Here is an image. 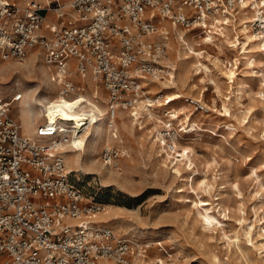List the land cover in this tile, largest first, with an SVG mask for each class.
<instances>
[{"label": "built area", "instance_id": "1", "mask_svg": "<svg viewBox=\"0 0 264 264\" xmlns=\"http://www.w3.org/2000/svg\"><path fill=\"white\" fill-rule=\"evenodd\" d=\"M237 10L238 0H0V65L39 50L65 95L79 90L72 71H86L113 120L118 109L136 112L149 90L144 80L170 75L164 20L206 33ZM22 95L0 97V264H134L132 241L97 219L103 204L67 170L61 122L39 123L33 137L22 131L11 114ZM113 152L103 150L106 162Z\"/></svg>", "mask_w": 264, "mask_h": 264}, {"label": "rangeland", "instance_id": "2", "mask_svg": "<svg viewBox=\"0 0 264 264\" xmlns=\"http://www.w3.org/2000/svg\"><path fill=\"white\" fill-rule=\"evenodd\" d=\"M44 13L42 10L41 14ZM239 17L238 8V13L226 27H229L231 36L241 40L243 35L237 32L240 29ZM256 22L250 27L251 32L260 31L261 25L259 21ZM164 23L171 34L169 39L177 37L171 23L165 20ZM205 34L200 29H190L181 42H185L184 39L188 42L192 38L201 39ZM215 34L221 37V32ZM215 42L217 44L202 43L197 47L205 46L212 59L217 56L225 65L236 60V74L232 81L221 72L225 70V65L216 66L208 60L206 63L212 68L209 75H190L189 83H196V88L181 85L161 92H181L183 97L172 106H183L197 122V128L190 132L182 130L181 121L177 120L170 121L175 125L172 130H167V126L161 127L167 150H170L174 139L193 146L194 161L190 165L181 166V172L177 173L169 159L166 162L160 159L159 154L165 155L166 152H156L149 140L153 139L150 135L156 133L152 129V122L156 118L144 119V116L149 117L148 111L142 110L140 122L147 126L145 130L152 129L147 132L148 139L141 136L139 122L135 124V136L130 133L121 136L115 121L117 134L114 136L116 130L110 127V135L115 140L119 135L123 140L121 143L101 142L97 157L106 165L116 168L114 178H104L101 173L87 168L71 172L73 180L88 198L103 205L111 204L116 222L109 227L118 238L132 241L135 251L141 250L142 263L153 258L154 264H264V52L260 53L253 47L249 54L253 55L255 63L250 65L236 48L218 41V38ZM27 58L26 62L29 58L37 64L42 62L40 54L36 52L30 53ZM8 62L13 63V60L4 64ZM4 64L0 67V97H10L18 89L9 88L16 80L24 81L26 85H37L40 95L47 92L53 94L59 88L58 85L50 89L45 86L39 67L37 73L30 72L35 81H26L22 74L27 67L15 63L3 68ZM28 67L33 66L28 63ZM13 68L20 71L13 73ZM171 73L174 74V71ZM92 84L94 88L90 91L100 98V104L105 105L102 102L105 97L102 88L98 87L95 95V85ZM148 97L152 99L155 94L147 92L143 98ZM19 101L14 102L11 108V114L18 120L16 107ZM150 111L168 119L163 116V107H152ZM105 114L108 116L107 112ZM156 144H160V141H156ZM106 146L114 150L109 162L103 156ZM123 147L129 156L122 155ZM191 171L193 173L188 178ZM192 177L195 189L191 187ZM203 178L214 184L209 191L200 186ZM199 198H207L211 202V213L221 220L220 223L213 220L218 230H209L203 225L192 202ZM235 235L239 237L238 244L231 242L229 245L228 240L234 239Z\"/></svg>", "mask_w": 264, "mask_h": 264}, {"label": "bare ground", "instance_id": "3", "mask_svg": "<svg viewBox=\"0 0 264 264\" xmlns=\"http://www.w3.org/2000/svg\"><path fill=\"white\" fill-rule=\"evenodd\" d=\"M238 8L240 11V17L238 21L240 29L237 30V32L243 35L241 40H239L237 36H231L229 27H226V25L223 27V29L221 28L220 31L217 30L216 27L214 29H211L210 31L206 30L205 36H202L201 39L192 38L191 42H188L186 39H184L185 42H181L183 41L185 34L189 30L180 28V26H178L177 24H171L177 37L169 39L168 55L170 52V56L166 55V57L164 58V62L168 63L171 66L174 74L171 73L170 77L166 76L167 78L144 80V83L149 85L148 92L154 93L155 97L152 99L150 97L139 99L137 108L140 109V111H136L134 114H132L130 111L118 109V111L116 112V116L118 114L119 118L115 119V116L113 120H110V118L105 114L107 110L106 94L102 100L105 105H102L99 103L100 98L95 97L92 94V91H90L93 87L92 82L95 85V95L96 91H98V87L100 86L91 79L88 72L84 71L81 75L74 74V72L72 71L73 80H78V84L76 85V87H74V89L79 90L75 91V95H71V93L65 95L59 92L60 85L52 80V71L51 69H49L50 67L43 62L42 58V62H40L39 64H37L35 60H32V58H29L30 62H26L28 59L27 57L30 53L36 52L40 54L39 50L30 51L25 60L22 62L13 60V63H2L0 67L4 64L3 68L11 66L15 63L20 64L21 66L24 65L25 68L27 67V69L23 70L22 74L27 78L26 81H35L32 80V77L34 76H32L30 72L34 71L35 73H37V67H39L42 70L43 75L41 76V79L43 83L46 84L45 86H47L48 89L56 85H58L59 87L53 94H48L47 92L40 95L37 89V85H26V83L21 80H16L14 84L9 86L11 90L14 88H18L23 92V97L16 107L18 108L17 116L21 123L22 131L28 136L33 137L35 136V129L39 123H46L49 121V124L53 125L55 121L59 120L61 122L60 125L69 133V141L64 145V150L66 151L64 154L67 170L70 172H77L81 171L84 168L92 169L95 172L101 173L104 178L111 179L110 177H113L116 168L114 169L112 166L106 165L105 162L100 161L97 157L101 142L105 140L104 142H107V144L110 141L121 143V141L123 140L121 136H126V133H130L135 136V124L139 122L141 136L146 139H148L147 132L155 129L156 133L154 135H150L153 137V139H149L151 144L154 146L156 152L160 153V151L162 150L165 151V155L163 153L159 154L161 156L160 159H162L163 162H166L167 159H169V161L173 163L174 171L180 173L181 166L185 167V165H190L191 162L194 161L192 158V152L194 151L193 146L182 144L180 141L174 139L173 144L170 145V150H167V148L165 147L166 140L163 137L161 127L167 126V130H172L175 128V125L174 122L170 121L177 120L181 121L180 125L182 126V130H184L185 132H190L197 128V122L193 120L194 118L192 119L191 113L185 110L183 106L179 108L172 106L175 101H179L183 97V94L181 92L171 91L167 94H162L161 92L165 89H170L181 85H189L190 88H196V83H189V81L191 80L190 75L192 73L194 74V76L200 74L209 75L212 71V68L208 63H206V61L208 60L212 61L216 66L220 64L225 65L224 61L217 56L212 59L209 52L204 49L205 46L197 47L202 43H204L205 45L211 44L212 42H214V44H217L215 42L216 38H218V41L226 42L233 48H236L240 52V54H243V56L246 58V61L250 65H253L255 63V59L254 57H252L253 55L249 53L251 52V49L253 47H256L257 51H260V53L264 52V0H238ZM49 21L50 19H47L46 23H48ZM256 21H259L261 25L260 31L251 32L250 27L253 26ZM165 22L167 23V20H165ZM220 32L221 37H216L217 34L215 33L219 34ZM28 63H31L33 67L29 68ZM235 64L236 60L234 63L230 62L229 65L226 64L225 70L221 71L230 79V81L234 79L236 74L234 67ZM12 70L13 73H17L20 71L18 70V68H13ZM200 78V80H202V77ZM85 79L88 80L86 81L89 83H87L88 86L84 82ZM0 93V95H2L1 91ZM152 107H163V116L168 117V119L165 120L159 115H154L150 111ZM224 109L227 111L226 107ZM142 110L148 111L149 117L146 118V116H144V119L149 120L152 119V117L156 118L154 122H152L153 125L152 129L150 130H145L144 128L147 126L142 125L143 122H140V117H143V112L141 113ZM110 121L114 123L116 134L117 127L115 126V121L120 128L121 136L118 137V135V139L116 140L113 139L110 135ZM158 140L160 141V144H158L159 146L156 144V141ZM122 155L129 156V152L124 149V147ZM192 173L193 171L189 172L187 177L190 178V175ZM192 181L193 177L191 178V187L195 189L193 187L194 182ZM200 186L203 190L207 189L209 191L213 188L214 184L211 183V181L203 178L200 181ZM192 202L193 206L196 208L197 214L201 217L203 225L205 227H208L209 230H218L219 227L213 224V220H216L219 223L221 222V220L218 218V216L211 213L212 206H210L211 202L209 201V199L199 198L198 200H192ZM202 209H204V211ZM115 218V213L113 212L111 204L103 205V210L97 214V219L105 225L108 224L107 226L116 222L114 221ZM224 235H226V232H224ZM238 238V235H235L234 239L231 238L232 240H228V244L230 245L231 242L238 244ZM141 258L142 257L140 250L135 254L133 263L154 264L153 258H150L149 261L151 262L148 261L145 263H142L143 260H141ZM135 261H137L138 263H135ZM99 264H112V261L101 260Z\"/></svg>", "mask_w": 264, "mask_h": 264}]
</instances>
